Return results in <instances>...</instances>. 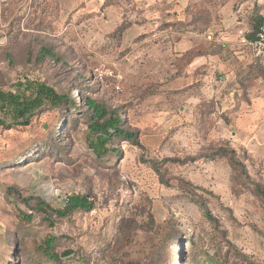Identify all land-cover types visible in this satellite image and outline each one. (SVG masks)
Wrapping results in <instances>:
<instances>
[{
    "label": "rangeland",
    "instance_id": "374dc122",
    "mask_svg": "<svg viewBox=\"0 0 264 264\" xmlns=\"http://www.w3.org/2000/svg\"><path fill=\"white\" fill-rule=\"evenodd\" d=\"M258 16L264 0L1 2L0 90L37 79L78 108L0 128V264H52L48 237L62 264H264V60L237 36ZM85 96L137 143L97 156ZM72 194L94 208L36 210Z\"/></svg>",
    "mask_w": 264,
    "mask_h": 264
},
{
    "label": "trees",
    "instance_id": "16d2710c",
    "mask_svg": "<svg viewBox=\"0 0 264 264\" xmlns=\"http://www.w3.org/2000/svg\"><path fill=\"white\" fill-rule=\"evenodd\" d=\"M264 20V16L253 18L251 30L246 34L252 39ZM206 27L203 29L205 30ZM39 55L53 56L46 46L40 48ZM77 109L78 99L71 93L58 92L54 87L44 81L24 78L16 84L14 90H0V128L28 126L34 117L44 112L61 111L64 109ZM83 118L87 125L89 144L97 156H102L105 145L118 138L126 139L132 143L136 142L134 132H129L122 127V121L115 110H111L104 103L85 96L83 98ZM111 154H119V148L113 147L109 150ZM220 155L226 157L234 170L239 171L240 176L245 175L244 164L235 156L233 149H220ZM257 193H263L257 188ZM37 211H40L48 219L49 215L65 217L75 211H88L94 208V203L86 194H72L67 196L64 206L52 208L41 198L36 199ZM29 217V215L25 216ZM56 238L48 237L40 246L43 256H46L52 264H62L60 254L54 251ZM68 252H63L67 254ZM207 262L213 263L211 259Z\"/></svg>",
    "mask_w": 264,
    "mask_h": 264
},
{
    "label": "built area",
    "instance_id": "2783aa9c",
    "mask_svg": "<svg viewBox=\"0 0 264 264\" xmlns=\"http://www.w3.org/2000/svg\"><path fill=\"white\" fill-rule=\"evenodd\" d=\"M237 36L239 43L247 46L254 58L264 60V20L252 39L247 38L246 32L242 30L238 31ZM206 39L216 43H222L225 40V35L223 32L207 33Z\"/></svg>",
    "mask_w": 264,
    "mask_h": 264
},
{
    "label": "crops",
    "instance_id": "0c3cea01",
    "mask_svg": "<svg viewBox=\"0 0 264 264\" xmlns=\"http://www.w3.org/2000/svg\"><path fill=\"white\" fill-rule=\"evenodd\" d=\"M4 0H0V3L3 2Z\"/></svg>",
    "mask_w": 264,
    "mask_h": 264
}]
</instances>
